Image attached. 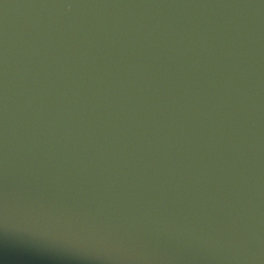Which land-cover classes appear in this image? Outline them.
<instances>
[{"label": "water", "instance_id": "obj_1", "mask_svg": "<svg viewBox=\"0 0 264 264\" xmlns=\"http://www.w3.org/2000/svg\"><path fill=\"white\" fill-rule=\"evenodd\" d=\"M0 264H264V0H0Z\"/></svg>", "mask_w": 264, "mask_h": 264}]
</instances>
